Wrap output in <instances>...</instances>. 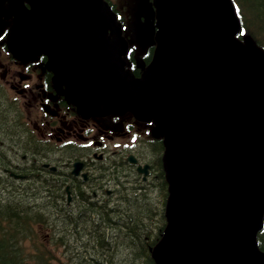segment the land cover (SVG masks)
I'll use <instances>...</instances> for the list:
<instances>
[{
    "label": "water",
    "instance_id": "95a60500",
    "mask_svg": "<svg viewBox=\"0 0 264 264\" xmlns=\"http://www.w3.org/2000/svg\"><path fill=\"white\" fill-rule=\"evenodd\" d=\"M153 4L155 49L139 77L124 69L126 43L104 0H8L0 14L13 17V54H46L79 113L130 112L164 137L166 225L151 249L155 264H264L255 242L264 205V55L233 37L230 0Z\"/></svg>",
    "mask_w": 264,
    "mask_h": 264
},
{
    "label": "flooded vegetation",
    "instance_id": "af4514ba",
    "mask_svg": "<svg viewBox=\"0 0 264 264\" xmlns=\"http://www.w3.org/2000/svg\"><path fill=\"white\" fill-rule=\"evenodd\" d=\"M11 25L12 16L0 14V185L6 194L30 182L39 185L37 196H64L59 205L72 210L68 206H77L80 197L107 208L119 203L114 196L153 189L163 145L151 134V123L130 113H79L55 82L46 55L13 54ZM127 67L137 74L144 65L132 54Z\"/></svg>",
    "mask_w": 264,
    "mask_h": 264
},
{
    "label": "trees",
    "instance_id": "16d2710c",
    "mask_svg": "<svg viewBox=\"0 0 264 264\" xmlns=\"http://www.w3.org/2000/svg\"><path fill=\"white\" fill-rule=\"evenodd\" d=\"M232 3L240 26L235 37L241 42L249 40L264 53V0H232ZM155 170L159 179L153 182V189L148 186L139 196H117L119 203L113 206V210L90 204L86 197H80L76 199L79 204L72 207L75 210L73 214L67 213L65 207L63 217L59 216L57 220L62 196H30L29 192H13L11 194L14 196H8L11 194L0 189V264H52L58 261L55 251L60 246L67 250L71 245L65 240L68 235H83L88 239L91 249L89 256L93 261L125 264L130 261L129 258L118 260L112 255V244L106 240V226L119 232L123 226L124 241L126 239L125 243L130 249L127 255L139 259V264H153L149 247L156 243L164 224L163 202L166 198L161 169L156 167ZM32 189L36 194L38 186ZM151 194L160 197V206L155 210L151 207ZM58 221H63L66 227L59 240L55 231ZM150 222L153 226L148 224ZM262 223L256 240L258 248L264 251V212ZM127 247H124V253ZM92 260L86 262L94 264Z\"/></svg>",
    "mask_w": 264,
    "mask_h": 264
},
{
    "label": "rangeland",
    "instance_id": "374dc122",
    "mask_svg": "<svg viewBox=\"0 0 264 264\" xmlns=\"http://www.w3.org/2000/svg\"><path fill=\"white\" fill-rule=\"evenodd\" d=\"M110 2L113 4L114 8L122 14L125 22V32L128 33V29L131 30L132 33L136 34V29L133 24V17L130 20L131 15V8L137 4V0H110ZM149 44L141 41H137L132 45V48L135 49L134 52H136V56H143L148 49ZM140 59V58H138ZM1 182V181H0ZM0 189H2V185H0ZM15 193L19 192L14 190ZM8 196H14L13 194ZM19 196V195H18ZM151 200V207L157 209L160 206V197L154 196L151 194L149 196ZM153 198V199H152ZM136 200V199H135ZM140 202H143V198H141ZM136 202V203H140ZM150 205V204H149ZM147 206V204L145 205ZM150 226H153V223H148ZM44 231V230H43ZM43 234V232H41ZM88 234V233H87ZM108 240H110V243L112 244V247L110 248L112 250V255L115 257V259L118 260H125L126 257L130 259L132 264H139L140 260L137 258H133L132 256H128L127 253L129 252V248L126 245V239L124 241V236L122 233L118 231V229L114 228V231L112 234H109L108 232ZM73 241H71V245L68 246V249L65 250L64 247H59L55 254L57 255L58 261H55L52 264H88L86 260H92L90 259L89 252L91 249L89 248V241L88 239L83 235H75V237L72 236ZM117 244L116 248L115 245ZM127 247L125 249L124 253V247ZM115 248V250H114ZM114 250V252H113ZM123 253V254H122ZM71 258V259H70ZM93 261V260H92ZM127 261L125 264H130L131 262ZM94 264H100L99 262L93 261Z\"/></svg>",
    "mask_w": 264,
    "mask_h": 264
}]
</instances>
